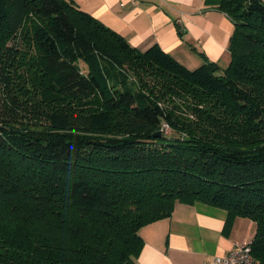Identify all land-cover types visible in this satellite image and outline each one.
I'll use <instances>...</instances> for the list:
<instances>
[{
	"label": "trees",
	"instance_id": "1",
	"mask_svg": "<svg viewBox=\"0 0 264 264\" xmlns=\"http://www.w3.org/2000/svg\"><path fill=\"white\" fill-rule=\"evenodd\" d=\"M217 8L231 61L190 69L74 0H0V264H136L177 201L254 221L264 264V0Z\"/></svg>",
	"mask_w": 264,
	"mask_h": 264
},
{
	"label": "crops",
	"instance_id": "2",
	"mask_svg": "<svg viewBox=\"0 0 264 264\" xmlns=\"http://www.w3.org/2000/svg\"><path fill=\"white\" fill-rule=\"evenodd\" d=\"M76 5L145 51L155 44L190 68L206 60L229 65L235 26L219 0H74ZM227 209L177 201L170 217L140 230L144 245L136 264H208L236 242L250 243L256 223L238 217L226 228Z\"/></svg>",
	"mask_w": 264,
	"mask_h": 264
},
{
	"label": "built area",
	"instance_id": "3",
	"mask_svg": "<svg viewBox=\"0 0 264 264\" xmlns=\"http://www.w3.org/2000/svg\"><path fill=\"white\" fill-rule=\"evenodd\" d=\"M161 131L170 134L171 127L168 123H163ZM208 264H262L259 258L252 251L250 243L236 242L232 250L223 256H216L210 259Z\"/></svg>",
	"mask_w": 264,
	"mask_h": 264
},
{
	"label": "rangeland",
	"instance_id": "4",
	"mask_svg": "<svg viewBox=\"0 0 264 264\" xmlns=\"http://www.w3.org/2000/svg\"><path fill=\"white\" fill-rule=\"evenodd\" d=\"M15 43V40L14 39H12L9 43H8V46L10 45H13ZM17 45V44H16ZM15 47V46H14ZM21 47V46H20ZM22 48V47H21ZM20 63V62H19ZM188 68H190V67H188ZM190 69H194V68H190ZM30 118H32V116H30V115H28V116H25V115H21L20 117H19V119L23 122V123H28V122H31L30 121ZM32 119H34V118H32ZM40 121V123L41 124H44L45 125V120H43V119H41V120H39ZM33 123H36V121L34 120V122ZM38 126H40V127H42L41 125H38ZM176 135H178V134H176V133H174V132H171L170 134H169V136H176Z\"/></svg>",
	"mask_w": 264,
	"mask_h": 264
},
{
	"label": "water",
	"instance_id": "5",
	"mask_svg": "<svg viewBox=\"0 0 264 264\" xmlns=\"http://www.w3.org/2000/svg\"><path fill=\"white\" fill-rule=\"evenodd\" d=\"M162 135V131H158L155 136H161Z\"/></svg>",
	"mask_w": 264,
	"mask_h": 264
}]
</instances>
